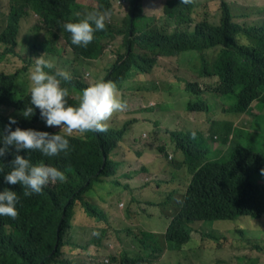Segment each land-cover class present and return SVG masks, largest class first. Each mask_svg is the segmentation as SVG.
I'll use <instances>...</instances> for the list:
<instances>
[{
  "label": "trees",
  "instance_id": "obj_1",
  "mask_svg": "<svg viewBox=\"0 0 264 264\" xmlns=\"http://www.w3.org/2000/svg\"><path fill=\"white\" fill-rule=\"evenodd\" d=\"M98 1L100 9L110 10L109 0ZM123 1H133L125 17L117 19L111 12L105 30L96 31L94 40L82 47L73 45L70 33L61 26L64 22L77 20V13L82 18L87 12L86 6L77 0H13L6 23L0 25V43L5 46L0 60H6L9 54L18 51L21 24L36 15L42 25L34 26L37 33L43 30L50 36L63 37L72 49L76 64L66 62L69 67L84 64L86 58H100L111 40L121 38L125 53L115 61L105 81L116 82L118 76L126 78L139 70L151 72L157 54L193 52L201 68L179 77L192 100L185 110L188 114L210 117L212 104L217 99L231 98L236 102L227 105L229 116L239 120L243 115H252L253 106L264 105V24L250 27L237 24L229 6L221 1L219 9L218 0H192L187 5L180 0H165L161 17L147 15L149 0H136L137 4L135 0ZM200 7L201 14L195 16ZM239 36H244L248 44H240ZM34 46L48 53L52 51L49 39L35 41ZM45 71L54 72L55 69ZM78 77L75 72L71 81L61 82L62 87L69 89L67 100L70 105L78 103L82 90L87 87ZM23 86L21 71L0 73V134H5L9 117L17 120V124L11 125L13 130L19 126L52 134L60 132V128L47 127L41 119L36 124L18 119L19 112L31 106L30 94ZM254 117L245 118L250 119L248 126H233L226 120L221 125L214 124L211 133L217 136L219 148H214V138L209 141L201 132H196V139H192L189 128L171 133L176 147L186 156L191 177L184 199L175 209L169 210V223L163 234L171 249L176 247L169 242L180 247L191 240L194 229L190 222L193 220L235 222L242 217H264V131L251 128ZM93 133L72 134L79 138L73 146L82 144L79 152L71 150L66 157H45L52 167L64 172L66 179L50 182L41 194L25 197L20 184H8L0 174V191L9 189L17 192L19 197L18 218L0 216V264H77L63 258L62 252L73 225L75 207L80 203L87 217L95 221L105 219L104 211L86 199L89 192L108 176L109 168L107 134L97 137ZM60 134L65 135V132L61 130ZM110 134L116 142L121 137L114 131ZM14 153L15 148L11 147L4 157H0V168L5 172L10 170L8 165L14 159ZM32 153L21 150L19 155L30 159ZM238 226L235 235L244 237L243 241L252 249L264 253V239L252 241L249 237L250 234L253 240L256 239L261 230ZM205 236L220 240L212 233ZM150 243L146 245V252L132 264H151L163 255L158 243ZM154 248L159 251L158 255L153 253ZM115 260L112 257V261ZM122 264L127 262L122 259Z\"/></svg>",
  "mask_w": 264,
  "mask_h": 264
},
{
  "label": "rangeland",
  "instance_id": "obj_2",
  "mask_svg": "<svg viewBox=\"0 0 264 264\" xmlns=\"http://www.w3.org/2000/svg\"><path fill=\"white\" fill-rule=\"evenodd\" d=\"M22 1V0H21ZM87 11L100 9L98 0H77ZM222 0L216 1L219 9ZM232 6L234 13L246 14V19H237L243 23L264 20V12H259L253 16L245 7H242L241 0H226ZM238 2V8L234 7ZM14 3L13 0H0V25L6 23V14ZM147 15L161 17L165 0H149ZM112 15L117 19L125 17L128 12L127 5L121 6L117 0H112L109 4ZM260 8V7H258ZM201 14V7L196 10V14ZM34 26H42L38 16L32 15L26 18L21 24L22 36L19 41V48L15 54H9L6 60H0V73H13L16 70L22 72L23 87L29 92V68L34 66V58L44 54L45 59L53 60L57 68L71 71L66 62H74L72 49L66 44L63 37L50 36L40 30L37 33ZM50 40L52 51L37 49L34 42ZM4 45L0 43V54L5 52ZM125 53L122 39L117 37L109 42L104 54L98 58H86L84 61L88 68H79L84 84L99 79H104L110 72L113 64ZM213 54L211 53L210 56ZM156 65L151 72L139 70L134 75L118 76L116 85L119 96L129 101L132 99L130 115L116 120L115 129H121L126 123L129 125L130 135L139 139L145 133V137L134 144L138 148L153 149L154 151L146 159L145 165H141L139 174L129 172L133 166L130 143L131 140L117 141L110 138L107 133L106 143L110 148L108 153V176L94 187L86 199L104 211V218L95 221L82 213L84 209L75 207L72 213V227L66 237V245L62 249L63 258H68L77 264H122V259L127 264H132L141 254L146 252V245L158 243L162 248L163 255L156 262L151 264H249L257 261L264 264V253L255 251L251 245L245 243L244 237L235 235L234 231L238 225L247 230H261L259 236L252 241L264 239V217H242L235 222L229 221H198L193 220L190 226L194 229L191 240L182 246L175 242H169L171 249L164 239V232L169 223V210L175 209L177 203L184 199L185 192L190 181L188 165L184 167L182 161L184 155L177 151L168 135L170 128L185 130L189 128L191 132H202L209 136V129L213 122H230L235 125H249L250 119L254 117L251 128L264 131V105L252 107V115H243L242 119L233 120L229 116L227 105L235 104L236 100L231 98L217 99L213 104L210 117L203 114H188L185 111L187 101L190 98L189 90L180 82L179 77L183 74L193 72L198 67L201 68L198 57L193 52H182L179 54L155 56ZM144 68L147 65L143 66ZM197 75V74H196ZM154 86V87H153ZM144 98L142 105L146 110H140L142 118L146 119L147 126H134V111L136 97ZM149 103H154L151 107ZM78 103L72 104L76 106ZM258 108V109H257ZM11 112L12 109H6ZM20 119L35 123L40 118L39 109H35L32 117L25 118L22 114ZM109 127L113 122L109 121ZM250 128V129H251ZM202 137V136H200ZM264 146V137L262 138ZM122 146V147H120ZM214 148H219L217 138L214 137ZM82 144H76L71 149L79 152ZM164 148V151H160ZM224 148L223 150H225ZM172 156V159H170ZM127 162L123 166L122 162ZM150 164L148 168L147 165ZM142 167L147 168L146 171ZM148 176L147 178L143 176ZM263 175V174H261ZM74 220V222H73ZM238 222V223H237ZM98 232L99 236L93 235ZM214 234L220 237L219 241L212 239L205 234ZM159 236V237H157ZM227 236V238H225ZM150 243V244H152ZM153 253L159 254L154 248ZM257 252V253H255ZM161 253V252H160ZM254 254L255 256H251ZM112 257L115 261H112Z\"/></svg>",
  "mask_w": 264,
  "mask_h": 264
},
{
  "label": "clouds",
  "instance_id": "obj_3",
  "mask_svg": "<svg viewBox=\"0 0 264 264\" xmlns=\"http://www.w3.org/2000/svg\"><path fill=\"white\" fill-rule=\"evenodd\" d=\"M112 5V0H109ZM121 6L127 5V9L131 6L133 1H128L124 3L123 0H117ZM224 1L230 8L232 14L235 16V21L237 24L245 27L250 26H261L264 24V20L252 21L240 23L237 19H246V14H236L234 13L232 6ZM242 7L248 9L253 16H255L259 9L264 12V0H241ZM137 4V1L135 0ZM182 4H190L192 0H180ZM238 2H235L234 7L238 8ZM137 5H133L136 7ZM260 7V8H258ZM111 10L109 9H93L87 11L82 18L80 13H77L78 17L75 21H67L62 24V29L70 33L71 43L76 46L87 47L94 40V33L96 31H103L106 28V22L111 18ZM240 44L247 45L248 40L244 36H239L237 38ZM37 48V47H36ZM38 49V48H37ZM34 66L29 68V94H30V105L25 107L19 115L22 114L25 118L32 117L35 114V109H39L40 118L43 120L47 127H58L65 132V135H61V130L58 133L52 134L45 131H37L34 129H21L19 126L12 129L11 125L17 124V120L13 117H9V124L5 127L4 133L0 134V157H4L11 147L15 148L14 159L11 160L8 165L9 171L5 172L4 168H0V174L4 175V180L8 184L16 185L20 184L24 189L23 195L29 197L33 194H41L45 186L50 182H64L66 176L64 172L59 169L52 167L45 157H66L71 153V148L73 142L79 138H76L72 134L79 133L80 135H85L90 132L97 137L104 136L112 131L120 134V139L118 141L131 140V156L133 159V166L129 172H134L139 174L141 165H145V161L154 151L153 149L138 148L134 144L139 143L141 139L145 137V133L142 137L137 139L130 135L129 125L132 122L126 123L121 129H115L116 120L120 118H125L130 115L131 106L133 104L132 99L129 101L123 100L118 94V88L115 80L105 81L104 79L96 80L90 83L86 88H84L78 98V104L76 106L70 105L68 103L67 97L69 96V89L67 87H62L63 81H71L74 73H78V79L82 82L83 77L79 68H88V65L80 64L74 67H70L71 71L67 72L65 70L57 68L55 62L50 59H45L44 54L34 58ZM45 69L53 70L45 71ZM154 87V86H153ZM71 92V91H70ZM144 98L142 96L136 97V105L134 111V126H147L146 119L142 118L140 110H146L145 106L142 105ZM191 100V96L187 101V104ZM187 104L185 110L187 108ZM152 107L154 103H149ZM19 115L17 116L19 120ZM38 120V121H39ZM37 121V122H38ZM109 121L113 122V126L109 127ZM26 122V121H24ZM28 123V124H36ZM214 124L221 125V122H213L209 129V136L205 133L201 134L204 138L211 141L216 135H212V126ZM179 131L180 129L170 128L168 130V135L170 138V143L174 146L177 151H180L184 155L182 165L184 167L186 164V156L183 151L176 147L173 142L171 133ZM232 136V134L230 135ZM191 138L196 139V132H191ZM122 147V146H120ZM21 150H26L32 153V156L25 158L19 153ZM160 151H164L161 148ZM172 159V156H170ZM123 166L127 165V162H122ZM150 167V164L147 165ZM143 171L147 168L142 167ZM264 172V170H262ZM147 178L148 176H143ZM19 201L17 192L11 191L9 189H4L0 191V216L10 217L11 219L18 218V211L16 205ZM82 209L80 203L77 207ZM85 216L86 214L82 212ZM88 217L86 216L87 220ZM74 222V220H73ZM93 235L99 236L98 232H94Z\"/></svg>",
  "mask_w": 264,
  "mask_h": 264
}]
</instances>
